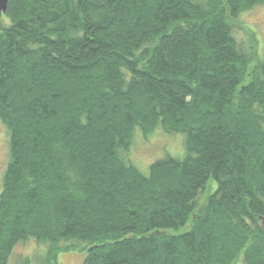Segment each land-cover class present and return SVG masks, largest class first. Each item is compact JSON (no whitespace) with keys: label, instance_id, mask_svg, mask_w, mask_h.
Returning <instances> with one entry per match:
<instances>
[{"label":"trees","instance_id":"obj_1","mask_svg":"<svg viewBox=\"0 0 264 264\" xmlns=\"http://www.w3.org/2000/svg\"><path fill=\"white\" fill-rule=\"evenodd\" d=\"M262 4L8 0L0 264L29 238L40 264H264V59L235 40ZM156 130L185 156L144 173L130 146Z\"/></svg>","mask_w":264,"mask_h":264},{"label":"rangeland","instance_id":"obj_2","mask_svg":"<svg viewBox=\"0 0 264 264\" xmlns=\"http://www.w3.org/2000/svg\"><path fill=\"white\" fill-rule=\"evenodd\" d=\"M237 18L239 23L244 25L245 29H250L254 32L253 37H250L251 40L243 29H236L235 40L239 47L248 51L249 49L251 50V43H253L256 57L264 59V4L256 5L252 9L240 13ZM0 23L2 26L8 24V18L3 14L0 16ZM4 127L5 125L0 121V175H2L3 167L8 159L6 146V142L8 143V136L6 128ZM183 140L184 138L181 133L172 134L156 130L143 138L141 133L136 131L133 137V143L130 146L131 150L128 157L137 162H133V164L137 166L141 172L147 173L146 171L149 164L159 158H164L167 155L177 159L183 158L185 156ZM215 187V181L211 180L205 192H201V195L197 199L199 205L204 202V197L215 189ZM188 226L189 223H187L186 226L181 227L179 230L171 231H182L188 228ZM45 250L46 245L38 244L37 241L29 238V240L23 241L14 247L11 258H9L7 262H9V260V264L20 262L23 257L28 256V258L31 259L32 264H40L38 261L44 257ZM84 255V250H81L80 248H76V250L62 251L57 256L56 264H82ZM237 264L242 263L239 262Z\"/></svg>","mask_w":264,"mask_h":264},{"label":"water","instance_id":"obj_3","mask_svg":"<svg viewBox=\"0 0 264 264\" xmlns=\"http://www.w3.org/2000/svg\"><path fill=\"white\" fill-rule=\"evenodd\" d=\"M7 3H8V0H0V14L1 13H5L6 11V6H7ZM1 25V23H0ZM0 32H1V29H0Z\"/></svg>","mask_w":264,"mask_h":264},{"label":"bare ground","instance_id":"obj_4","mask_svg":"<svg viewBox=\"0 0 264 264\" xmlns=\"http://www.w3.org/2000/svg\"><path fill=\"white\" fill-rule=\"evenodd\" d=\"M1 14H2V13H1ZM1 14H0V15H1ZM0 29H1V25H0ZM1 31H2V29H1ZM0 33H1V32H0Z\"/></svg>","mask_w":264,"mask_h":264}]
</instances>
